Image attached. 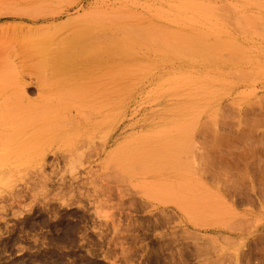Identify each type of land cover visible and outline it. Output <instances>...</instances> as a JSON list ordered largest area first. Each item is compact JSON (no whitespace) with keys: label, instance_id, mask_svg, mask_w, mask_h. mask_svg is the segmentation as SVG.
I'll use <instances>...</instances> for the list:
<instances>
[{"label":"rangeland","instance_id":"rangeland-1","mask_svg":"<svg viewBox=\"0 0 264 264\" xmlns=\"http://www.w3.org/2000/svg\"><path fill=\"white\" fill-rule=\"evenodd\" d=\"M0 264H264V0H0Z\"/></svg>","mask_w":264,"mask_h":264},{"label":"bare ground","instance_id":"bare-ground-1","mask_svg":"<svg viewBox=\"0 0 264 264\" xmlns=\"http://www.w3.org/2000/svg\"><path fill=\"white\" fill-rule=\"evenodd\" d=\"M18 1H19V0H18ZM106 29H107V28H106ZM100 30H101V29H100ZM106 31H107V30H106ZM106 31L103 30L102 32H106ZM110 31H112V30H110ZM97 32H98V31H97ZM98 34H99V33H98ZM102 34H103V33H102ZM110 35H111V34H110ZM111 38H112V37H111ZM94 48H95V47H94ZM94 48H93V49H94ZM96 48H99V47H96ZM96 48H95L94 51H93V49H91L92 52L88 51V49H87L86 52H89V53L91 54V56H93V54H95L94 52H97V49H96ZM194 48H195V47H194ZM195 50H196V49H195ZM79 53H80V54H78V55L76 56V58H78V56L81 55V58H82V56H83L82 59H83V61H85V57L88 56L87 53L85 54L86 56H85V55H82V53H84V52L81 53V51H80ZM73 58H75V56H73ZM76 58H75V59H76ZM88 58H92V57H88ZM88 58L86 57L87 60H89ZM78 59H79V58H78ZM94 59H95V58H94ZM73 60H74V59H73ZM80 60H81V59H80ZM80 60H79V61H80ZM95 60H96V59H95ZM76 61H77V60H76ZM79 61H77L76 63H78ZM83 61H82V62H83ZM99 61H100V60H99ZM23 62H24V61H23ZM23 62H21V63H23ZM82 62H81V63H82ZM95 62H96V61H95ZM100 62H101V61H100ZM84 63H85V62H84ZM87 63H88V62H87ZM93 63H94V62H93ZM93 63H92L91 65L96 64V63H94V64H93ZM98 63H99V62H98ZM98 63H97V64H98ZM105 63H106V62H105ZM101 64H102V62H101ZM113 64H114V63H113ZM103 65H104V64H103ZM106 65H107V64H106ZM108 65H109V64H108ZM73 66H74V65H73ZM80 66H81V64H80ZM86 66H88V65H86ZM114 66H116V65H114ZM76 67H77V66H76ZM78 67H79V66H78ZM81 67H82V66H81ZM100 67H101V66H100ZM79 68H80V67H79ZM95 68H97V67H95ZM98 68H99V66H98ZM72 69H73V67H72ZM74 69H75V66H74ZM76 69H77V68H76ZM83 69H85V68H83ZM83 69H82V70H83ZM87 69H88V68H87ZM87 69H86V70H87ZM100 69H101V68H100ZM100 69H99V70H100ZM80 70H81V69H80ZM82 70H81V71H82ZM90 70H91V69H90ZM92 70H93V69H92ZM97 70H98V69H97ZM111 70H112V69H111ZM77 71H78V70H77ZM81 71H79V73H80ZM84 71H85V70H84ZM93 71H94V70H93ZM101 71H102V70H101ZM109 72H113V71H109ZM81 73H82V72H81ZM86 73H87V72H86ZM88 73H89V72H88ZM90 73H91V72H90ZM92 73H93V72H92ZM99 73H100V72H99ZM74 75H75V74H74ZM81 75H82V74H81ZM93 75H94V77H95V75H98V74L96 73V74H93ZM109 75H110V74H109ZM76 76H77V75H75L73 78H76ZM78 76H79V74H78ZM84 76H85V75H84ZM112 76H113V75H112ZM71 77H72V75H71ZM79 77H80V76H79ZM79 77H78V78H79ZM89 77H90V76H89ZM91 77H92V76H91ZM85 78H87V77H85ZM101 78L103 79V76H102ZM112 78H113V77H111V79H112ZM69 79H70V78H69ZM69 79H68V80H69ZM71 79H72V78H71ZM71 79H70V80H71ZM80 79H81V78H80ZM80 79H77V80L79 81ZM88 79H89V78H88ZM88 79H87V81H89ZM92 79H93L92 81H93L94 86H98V85L100 86V83H99V82H100L101 80H100V76H99V75H98L97 77H95V78H92ZM105 79H106V78H105ZM68 80H67V81H68ZM75 80H76V79H75ZM81 80H82V79H81ZM81 80H80V81H81ZM107 80H109V79L107 78L106 81H107ZM67 81H66L65 83L68 84ZM73 81H74V79H73ZM73 81H72V82H73ZM103 81L105 82V80H103ZM111 81H112V80H111ZM113 81H114V80H113ZM74 82L77 83V81H74ZM89 82H90V81H89ZM89 82H88L87 85L90 84ZM107 82H109V81H107ZM115 82H116V81H115ZM91 83H92V82H91ZM98 83H99V84H98ZM81 84H82V83H81ZM84 84H85V83H84ZM97 84H98V85H97ZM103 84H106V83H102V85H103ZM25 85H27V84H25ZM107 85H109V83H108ZM115 86H116V85H115ZM70 87H71V84H70ZM77 87H78V86H77ZM77 87H76V88H77ZM101 87H102V86H101ZM85 88H86V87H85ZM89 88H90V87H89ZM102 88H104V87H102ZM78 89H79V88H78ZM92 89H93V88H92ZM95 89H96V88H95ZM71 90H72V88H70V91H71ZM88 90H90V89H88ZM38 91L41 92V88H39ZM70 91H69V92H70ZM71 93H72V92H71ZM85 93H86V92H85ZM78 99H79V98H78ZM87 99H88V98H87ZM91 103L93 104V101H92ZM94 103H95V102H94ZM89 104H90V103H89ZM71 105H72V104H71ZM78 105H79V104H78ZM81 105H83V103H82ZM85 106H86V107H85ZM79 107H80V106H79ZM82 108H83V109H82V112H83V110H84L85 108H87V104L85 103L84 107H82ZM80 109H81V108H80ZM77 111H79L78 107L75 108V113H77ZM80 111H81V110H80ZM83 114H84V113H83ZM76 116H78V114H77ZM76 119H77V118H76ZM78 120H79V119H77V121H78ZM77 121L75 122L74 117L69 119V123H70V127H71V129H77V128H79L80 125L78 126ZM80 123H81V122H80ZM66 125H67V123H66ZM74 142H75V141H74ZM73 147H74V144H72V149H71L72 152L74 151ZM76 149H77V148L75 147V150H76Z\"/></svg>","mask_w":264,"mask_h":264}]
</instances>
